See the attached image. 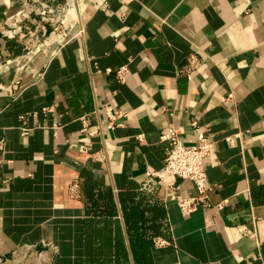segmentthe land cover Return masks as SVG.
<instances>
[{
	"label": "crops",
	"instance_id": "0c3cea01",
	"mask_svg": "<svg viewBox=\"0 0 264 264\" xmlns=\"http://www.w3.org/2000/svg\"><path fill=\"white\" fill-rule=\"evenodd\" d=\"M4 1L0 61L9 63L52 32L42 0ZM21 3L32 7L22 17ZM13 19L22 30L10 37ZM81 26L53 58L37 51L22 71L15 61L0 67V264H18L9 251L40 239L58 248L50 264H134L131 195L162 225L154 239L167 241L153 239L152 264H264V0H88ZM191 54L201 64L189 79L178 70ZM122 65L124 82L105 71ZM18 77L25 87L11 99L2 86ZM108 109L126 112L121 126H105ZM81 116L95 133L81 131ZM193 121L213 135L204 160L212 189L208 207L183 216L170 197L192 183L170 187L145 170L162 169L168 125L188 144Z\"/></svg>",
	"mask_w": 264,
	"mask_h": 264
},
{
	"label": "built area",
	"instance_id": "2783aa9c",
	"mask_svg": "<svg viewBox=\"0 0 264 264\" xmlns=\"http://www.w3.org/2000/svg\"><path fill=\"white\" fill-rule=\"evenodd\" d=\"M88 0H42V5L38 6V15L41 21H45L51 29L52 35L46 38L41 35L35 47H28L25 53L15 59V67L19 71L25 69L34 52H44L46 59H51L57 55L59 50L68 43L71 39L81 36L83 28L81 26V15L87 6ZM5 2V1H4ZM5 4H11V0H6ZM21 11L19 15L22 17L32 11L31 5L21 3ZM13 33L9 35L14 37V31H21V24L13 19ZM14 61L2 62L0 67H7L13 64ZM201 62L199 58L191 54L188 62L183 69H179V73H183L187 78L191 79L194 71L198 69ZM106 73H113L114 77L119 82H124L128 73L126 65L119 66L115 69L107 68ZM42 76V71L37 73V77ZM24 84L20 78H15L8 84L2 86L8 93L11 99L18 98L23 89ZM233 95H226L224 102H232ZM44 112L50 111V107H43ZM126 115L122 110L105 111L106 123L108 128H115L122 125V120ZM23 117V115L21 116ZM82 123V132L95 133V130L89 131L87 120L84 116L80 117ZM195 129V138L191 143H183L179 136V130L172 124L168 125L166 133L161 136V139L166 141L169 149L163 158V166L160 170H145V175L156 179L157 183L165 184L173 187L176 179H185L192 183L193 190L186 194H173L170 198L175 201L177 207L183 216H187L196 211L199 207H208L210 205L209 194L212 186L207 182L204 160L210 155L214 143L213 135L208 129H199L195 121L191 123ZM29 128H20V134L25 135ZM141 138V135H137ZM241 137V132L228 134L224 137L225 140L233 142ZM4 150V141L0 140V163L2 162L1 153ZM96 159H101L102 155L97 153ZM67 193L71 198L80 197V182L72 181L67 189ZM216 206L222 208L224 201L216 203ZM156 245L167 244V241L162 238L154 239ZM57 246L50 240L40 239L33 243H22L15 245L10 251V257L17 261L18 264H24L26 259H34L41 264H50L52 254L57 253Z\"/></svg>",
	"mask_w": 264,
	"mask_h": 264
},
{
	"label": "trees",
	"instance_id": "16d2710c",
	"mask_svg": "<svg viewBox=\"0 0 264 264\" xmlns=\"http://www.w3.org/2000/svg\"><path fill=\"white\" fill-rule=\"evenodd\" d=\"M124 218L134 264H152L150 247L155 236L161 233L162 225L148 222L139 203H133V195L128 197Z\"/></svg>",
	"mask_w": 264,
	"mask_h": 264
}]
</instances>
